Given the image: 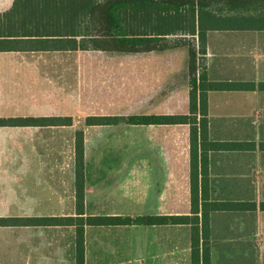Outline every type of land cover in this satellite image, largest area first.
<instances>
[{
    "label": "crops",
    "instance_id": "0c3cea01",
    "mask_svg": "<svg viewBox=\"0 0 264 264\" xmlns=\"http://www.w3.org/2000/svg\"><path fill=\"white\" fill-rule=\"evenodd\" d=\"M53 1L31 15L29 0L16 8L0 0V119H49L0 123V218L78 215L79 130L85 216L192 214L189 124L86 118L189 113L188 43L199 47L204 6L217 18L203 17L208 77L243 87L208 92L209 137L219 146L208 151L207 197L229 206L209 211V252L198 264H264V0H136L124 22H184L195 7L197 29L136 52L93 46L77 35L76 1ZM34 21L60 26L32 37L18 27ZM84 239L85 264H193L187 223L86 224ZM0 264H77V227L0 224Z\"/></svg>",
    "mask_w": 264,
    "mask_h": 264
},
{
    "label": "trees",
    "instance_id": "16d2710c",
    "mask_svg": "<svg viewBox=\"0 0 264 264\" xmlns=\"http://www.w3.org/2000/svg\"><path fill=\"white\" fill-rule=\"evenodd\" d=\"M17 4L15 5L18 6ZM29 13L37 15L44 10H53L57 7V1L29 0ZM78 36H92V45L105 47L122 52H136L140 50L163 49L167 47L165 35L185 32L196 34L195 14L196 8L189 9L190 16L181 21L158 22H124V15L134 14L136 0H75ZM59 3V2H58ZM140 3V2H139ZM146 10L150 11L149 2H146ZM204 7V6H203ZM199 10V42L196 48L192 42L188 43V70L191 81L190 111L187 114H152V115H130V116H89L87 124L106 125L121 121L135 124H189L190 125V152H191V215H146L136 218L130 216H85V160H84V132L77 133V216L70 217H14L0 218L2 225H76L77 227V264H85V239L84 228L86 224L109 225V224H180L187 223L192 226V259L193 264H198L200 255L209 252V211L211 209L229 206L219 202L208 200V151L219 146L209 137L208 119V92L217 89H239V82H221L209 79L206 69L207 53V28H204L203 17L207 16L212 24L216 23V16L212 12ZM13 8V9H14ZM162 10H168L161 7ZM179 9V8H177ZM179 14V10H177ZM6 12L3 17H7ZM123 16V18H122ZM94 19L98 17L97 27L90 33L89 21L85 18ZM210 24L211 26H213ZM28 27L29 36L52 35L60 24H47L43 22H30L29 24H18V27ZM68 25V24H67ZM46 33V34H44ZM87 45L79 42V48L85 49ZM47 118H1L2 125H14L24 123L36 125L48 121ZM200 203H202V211ZM240 206L239 204H233ZM202 212L200 216L199 213Z\"/></svg>",
    "mask_w": 264,
    "mask_h": 264
},
{
    "label": "rangeland",
    "instance_id": "374dc122",
    "mask_svg": "<svg viewBox=\"0 0 264 264\" xmlns=\"http://www.w3.org/2000/svg\"><path fill=\"white\" fill-rule=\"evenodd\" d=\"M98 17H96L95 18V20L94 19H92L91 18V21L89 22V28H90V33H93V31L95 30V28L97 27L96 25L98 24ZM93 30V31H92ZM171 40H173V39H171ZM82 60H81V57L79 56V62H81Z\"/></svg>",
    "mask_w": 264,
    "mask_h": 264
}]
</instances>
